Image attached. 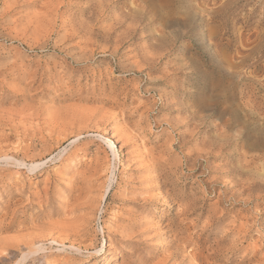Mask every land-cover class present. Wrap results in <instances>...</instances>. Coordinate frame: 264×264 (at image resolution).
Wrapping results in <instances>:
<instances>
[{
	"label": "rangeland",
	"instance_id": "374dc122",
	"mask_svg": "<svg viewBox=\"0 0 264 264\" xmlns=\"http://www.w3.org/2000/svg\"><path fill=\"white\" fill-rule=\"evenodd\" d=\"M5 156L46 164H0V264L44 240L80 250L26 264H154L169 221L264 264V0H0ZM163 157L182 204L151 181Z\"/></svg>",
	"mask_w": 264,
	"mask_h": 264
},
{
	"label": "bare ground",
	"instance_id": "6f19581e",
	"mask_svg": "<svg viewBox=\"0 0 264 264\" xmlns=\"http://www.w3.org/2000/svg\"><path fill=\"white\" fill-rule=\"evenodd\" d=\"M138 7V6H137ZM136 7V8H137ZM134 8V7H133ZM104 12V11H103ZM13 24V23H12ZM82 62V61H81ZM140 67V66H139ZM32 78V77H31ZM34 80V79H33ZM2 115V114H1ZM35 117V116H34ZM126 118V117H125ZM11 122V120H10ZM184 125V124H183ZM224 126V125H223ZM187 127V126H186ZM136 129V128H135ZM186 129V128H185ZM182 130V129H181ZM188 130V129H187ZM184 131V130H183ZM15 132V131H14ZM189 131H187L188 133ZM185 134V133H184ZM183 135V134H182ZM226 135V134H225ZM172 136V135H171ZM221 136V135H220ZM171 138V137H170ZM182 138V137H181ZM223 138V137H222ZM240 138V137H239ZM239 138H236V140H240ZM218 139V137L216 138ZM225 138H223V141H220L221 144H225L226 141ZM228 139V138H227ZM174 140V139H173ZM219 140H221V138H219ZM218 140V141H219ZM172 141V140H171ZM182 141V140H181ZM179 142V141H178ZM211 144V141H209ZM213 142V141H212ZM219 142V143H220ZM208 144V143H207ZM213 144V143H212ZM110 146L113 145L110 143ZM203 145V144H202ZM205 145V143H204ZM209 145V144H208ZM223 147V146H222ZM220 148V147H219ZM204 149V148H203ZM213 148L212 147H208L207 149H205V151L207 153H210L211 150ZM171 150V149H170ZM191 150V149H190ZM66 151V150H65ZM198 151H201V149H199ZM197 151V152H198ZM205 151L203 150V152L205 153ZM65 153V152H64ZM151 153V152H150ZM152 154V153H151ZM187 154V153H186ZM185 154V155H186ZM197 154V153H196ZM5 155V154H4ZM146 155V154H144ZM183 155V156H185ZM202 155V154H201ZM63 156V151H61V153H57L55 156H53L54 158L56 157H61ZM188 156V155H187ZM190 156V155H189ZM198 156V155H196ZM209 156V155H208ZM212 156V155H211ZM116 157V156H115ZM162 156L160 155V158ZM170 157V156H169ZM168 157V158H169ZM206 157V156H203ZM201 158V157H200ZM117 159V158H115ZM155 159H157L155 157ZM159 159V158H158ZM163 160H158L156 162H154L151 166L148 167L147 170H149L150 172H158L156 173V175H154L151 178L152 182H156V188L160 189L162 188H166L167 184H173V182H171L170 178H168L171 174L176 173L177 171L180 170V163L177 162V160H179L177 158V160H174L173 163L171 164L170 162V158L164 160V157L162 158ZM173 159V158H171ZM142 160V159H141ZM203 160V159H202ZM58 161V160H57ZM186 161V160H185ZM197 161V160H196ZM36 161H31L30 163L28 162V160L25 158V156L23 157V159L21 158H17L14 156H5V157H1L0 158V164L2 165H7V166H14L16 168H21L22 166H25L29 169V171L31 172H37V170H39L41 167L43 168V166H45L46 162H36ZM115 162V161H114ZM182 162V161H181ZM188 162V161H187ZM209 162V161H208ZM197 163V162H196ZM193 164V163H190ZM193 166V165H192ZM215 168V167H214ZM222 169V168H221ZM41 170V169H40ZM116 170V164L114 163L113 165V171H112V175H111V186L113 185L114 182V178L116 173L114 172ZM148 171V172H149ZM217 171V170H216ZM257 171V170H256ZM149 172V173H150ZM219 174V173H218ZM216 174V175H218ZM221 174V173H220ZM212 175V174H211ZM264 175V174H263ZM220 176V175H219ZM247 176V175H246ZM215 175H212L211 179L217 180L215 178ZM263 178V176H261ZM218 178V177H217ZM246 181V180H245ZM151 182V183H152ZM206 182V181H205ZM203 182V183H205ZM253 182V181H252ZM259 182V181H258ZM215 184H217L215 182ZM150 185V184H149ZM203 186V185H202ZM111 188V187H110ZM150 189V188H149ZM237 193H241V192H234L233 194L236 196ZM138 194V193H136ZM146 194V193H145ZM161 194V193H160ZM173 194V197L171 196ZM152 195V194H151ZM222 195V194H221ZM138 196V195H137ZM141 196L138 198H135V200H132L130 202V204L132 203L133 205L136 206H149V204H151L149 202L153 201V200H161V196H156V194L154 195V197L152 196ZM163 196V195H162ZM171 196V199L177 204L181 202H183L184 198H181L180 195H176L174 194V192H170V190L168 188H166V192H164V197L165 199ZM132 199V198H131ZM134 199V197H133ZM164 199V200H165ZM167 199V201H168ZM163 200V199H162ZM219 200V199H218ZM166 201V202H167ZM188 203V202H187ZM218 205V203H216ZM187 206V204H186ZM218 208V207H217ZM146 211H150L149 208L146 207ZM187 212L183 210V214H186ZM219 217V216H218ZM222 218V217H221ZM233 222V221H232ZM236 222V221H234ZM233 222V223H234ZM136 224V223H135ZM133 224L131 226V231L135 230V228L137 227V224L135 225ZM139 224V223H138ZM227 224V223H226ZM140 225V224H139ZM183 225V223H182ZM232 225V224H230ZM164 226V230L160 231L159 233H156V235H154V237L152 239H162L164 241V243L162 245H160V248L158 250L157 253H155L153 256H150L147 259V262L153 260L155 257H157L159 254V252H162L163 256L160 257V259H158L154 264H227L226 261H224L223 263V258L226 254H228L229 252L232 253L231 259L235 258L236 253L240 252L243 248H244V241H242V239H240V232H242V227L244 226L243 222L241 221L240 223H238V225H236V227L232 230V232H238L240 236L236 239H233L231 241V245L227 248H224L221 241L217 240L215 242H209V240H207V238H204V235H198L196 237L192 236V233L186 232L187 234L184 235L183 233H181L180 231L177 232V230L175 229V227H177V222H168L166 223V225ZM245 227V226H244ZM163 228V227H162ZM186 228V227H185ZM189 228V227H188ZM230 228V227H229ZM228 228V229H229ZM233 228V226H232ZM157 229V228H156ZM59 230V229H58ZM103 230V229H102ZM128 230V229H127ZM245 230V229H244ZM135 234V231H133ZM246 232V231H245ZM229 234V233H228ZM235 234V233H234ZM245 233H243L244 235ZM233 235V233H232ZM247 235V234H246ZM48 236V235H47ZM245 236V235H244ZM206 237V236H205ZM221 237V236H220ZM228 237V236H227ZM234 237V236H233ZM236 237V235H235ZM48 240V238H47ZM25 242V241H24ZM28 242V241H27ZM26 242V243H27ZM229 243V242H228ZM25 244V243H23ZM28 244V243H27ZM26 244V245H27ZM30 244V243H29ZM56 244V245H55ZM66 243L65 242H60L57 240H52L49 242L44 240L38 243H34L32 245H29L26 252H23L22 254V258L19 259L18 261H14V263L12 262V264H26V261L28 260V258L30 256H32L33 254L37 253V252H49V251H53L55 247L56 250L59 251H74V252H78L80 250V248L76 247V245L71 244L70 246L66 247ZM253 246V245H252ZM137 247V246H136ZM255 247V246H254ZM256 249V248H255ZM254 249V250H255ZM159 253V254H158ZM161 254V255H162ZM264 254V253H263ZM251 256H249L248 258L254 256V253L250 254ZM145 256V255H144ZM230 258V257H229ZM156 259V258H155ZM230 259V260H231ZM255 259L257 262H260L261 260L264 259V255L262 257H258ZM143 260V259H142ZM145 261V260H144ZM240 263V262H239ZM261 263V262H260Z\"/></svg>",
	"mask_w": 264,
	"mask_h": 264
}]
</instances>
